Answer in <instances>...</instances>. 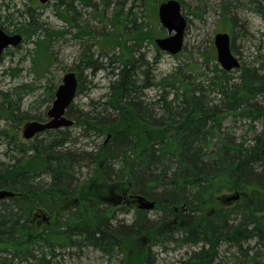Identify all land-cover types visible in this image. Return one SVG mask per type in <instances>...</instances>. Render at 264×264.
<instances>
[{
    "label": "trees",
    "instance_id": "16d2710c",
    "mask_svg": "<svg viewBox=\"0 0 264 264\" xmlns=\"http://www.w3.org/2000/svg\"><path fill=\"white\" fill-rule=\"evenodd\" d=\"M244 1L264 21V0ZM76 4L91 8L93 0L66 2L73 21ZM222 18L234 27L224 13ZM128 19L118 13L111 22L119 27ZM32 22L16 31L25 40L44 29ZM54 35L46 30L35 42L49 68L54 63ZM85 35L92 33L84 31ZM153 37L142 27L135 40L141 45ZM112 45L124 54L113 55L109 62L118 67L108 100L101 109L77 117L73 107L67 112L86 133L106 138L99 151L75 150L71 129H65L48 131L34 142H17L21 157L0 162V191L15 193L0 202V264H49L48 257L57 252L86 248L118 257L119 264H158L155 249L168 245L195 248L180 264H264L262 49L256 63L234 71L241 73L239 82L232 80L234 72L216 65L215 76L204 87L187 81L181 72L154 83L157 60L152 65L137 57L140 47L128 46L124 35ZM103 65L84 46L75 68L78 94L84 89V72L95 75ZM152 86L160 88L158 101L146 100L145 91ZM93 104L97 108L100 103ZM6 113L14 115L13 109ZM231 117L259 122L262 129L252 131L250 142L238 143L223 132ZM90 165L92 171L83 177L82 169ZM136 196L156 202L157 218L130 204ZM77 199L84 205L75 206ZM38 213L52 220L37 225ZM122 214L131 215V222L119 221ZM224 247L228 254L235 250L226 263L221 257Z\"/></svg>",
    "mask_w": 264,
    "mask_h": 264
},
{
    "label": "rangeland",
    "instance_id": "374dc122",
    "mask_svg": "<svg viewBox=\"0 0 264 264\" xmlns=\"http://www.w3.org/2000/svg\"><path fill=\"white\" fill-rule=\"evenodd\" d=\"M67 1L54 0L43 5L39 0H0V29L7 34H16L17 30L28 26L33 19V26L44 27L36 36L25 40L20 46L8 49L0 60V162L10 163L13 159L21 157L16 144L25 141V127L32 122H41L39 118L47 119L55 101V93L62 85L65 75L78 73L75 68L80 62L84 46L106 67L97 69L95 75L90 71L84 72V89L72 105V113L76 117L93 109H101L100 105L108 100L106 95L118 67V64L109 65V62L111 63L113 55L124 54L121 49H114L112 41L120 39L121 35H124L128 46L140 47L137 57L143 56L152 65H156L157 60L156 70L152 72L154 83L163 77L181 72L187 81L208 87L210 80L215 76V66L219 65L214 43L219 33L230 35L232 52L241 65L256 63L259 49H262L260 55L264 54V21L255 12L248 10L244 0H180L182 14L188 25L183 51L176 56L161 52L155 44L157 39L169 37L158 16L160 5L169 0H93L91 8L79 7L76 4L74 21L71 14L65 11ZM118 13L128 15L129 19L124 26L114 27L111 21ZM223 13L232 20L234 27L227 19L222 18ZM142 27H147L154 37L138 45L135 36ZM46 30L57 35L52 38L54 63L51 68L44 53L38 55L39 51L35 45L38 39L44 38ZM84 31L92 35L82 36ZM97 41L103 43L98 46ZM207 53L210 56L208 59L205 55ZM240 75L239 72L232 73V80L239 82ZM160 92L158 86H152L145 91L146 100L158 101ZM52 93L54 98L51 97ZM210 98L217 99V102L219 99L213 93ZM93 103L100 104L95 108ZM6 109H13L14 115L7 114ZM68 118L75 121L73 115ZM78 126L76 124L71 129V144L75 150L98 152L106 138L86 133ZM254 129L260 131L262 124H251L247 120L231 117L223 125V132L238 143L243 140L250 142L254 137ZM45 137L40 136L38 139ZM214 143H217V140ZM82 171L85 177L92 171V166H85ZM77 200L79 202H75V206L84 205V201ZM66 208L68 207L63 205V209ZM149 215L153 219L157 218L155 211ZM37 218V225L46 224L44 214L42 217L38 213ZM118 220L130 223L132 216L122 214ZM168 246L165 250L155 249L159 255L158 264H180L195 251V248L190 247L174 249V246ZM225 249L224 247L221 250V257H224L222 261L226 263V258L233 259L235 250L228 254ZM48 260L49 264H119L118 257L110 258L92 248L60 251L55 257H48ZM18 263L15 261L13 264Z\"/></svg>",
    "mask_w": 264,
    "mask_h": 264
},
{
    "label": "water",
    "instance_id": "95a60500",
    "mask_svg": "<svg viewBox=\"0 0 264 264\" xmlns=\"http://www.w3.org/2000/svg\"><path fill=\"white\" fill-rule=\"evenodd\" d=\"M41 4H48L53 0H39ZM159 19L161 25L169 33V37L157 39L155 41L160 51L172 56L178 55L184 48L185 31L187 21L182 15V5L177 0H170L162 4L159 8ZM23 42L21 35H9L0 29V59L4 52L11 47H18ZM231 37L228 34H218L215 37V47L217 50L218 63L225 72H232L241 68L239 59L234 56L231 46ZM79 82L75 73L65 75L63 84L55 94V101L48 112L49 121L47 123L32 122L24 129V138L32 140L37 135L46 131H56L74 126V122L66 117V112L76 99ZM15 193L10 191H0V202L6 198H13ZM239 199V196L236 197ZM134 203L140 210L153 211L156 202L148 201L137 196Z\"/></svg>",
    "mask_w": 264,
    "mask_h": 264
},
{
    "label": "bare ground",
    "instance_id": "6f19581e",
    "mask_svg": "<svg viewBox=\"0 0 264 264\" xmlns=\"http://www.w3.org/2000/svg\"><path fill=\"white\" fill-rule=\"evenodd\" d=\"M226 11V10H225Z\"/></svg>",
    "mask_w": 264,
    "mask_h": 264
}]
</instances>
